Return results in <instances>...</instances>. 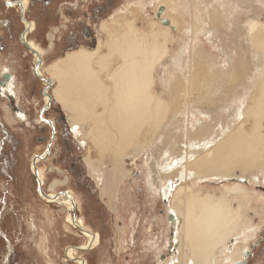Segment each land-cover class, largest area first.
<instances>
[{
	"label": "rangeland",
	"instance_id": "rangeland-1",
	"mask_svg": "<svg viewBox=\"0 0 264 264\" xmlns=\"http://www.w3.org/2000/svg\"><path fill=\"white\" fill-rule=\"evenodd\" d=\"M42 1L44 3V0H32V4L30 3L27 9L29 16L38 19L37 22L41 20L38 15L43 8ZM60 1H65L60 6V15H65L60 18V22L69 18L67 13L82 14L90 11L91 6L87 0L82 4H78L79 0H52V4L58 5ZM164 1L114 0L100 24L90 21L98 40L101 38V53L108 52L107 46L113 36L122 37L128 22L135 23L145 37L149 36L152 30L158 29L160 22L157 21L160 20L156 13L157 6L161 4L166 6L162 16L171 19L176 28H169L173 33L172 39L167 44L168 53L155 68L154 76L158 83L155 84L154 89H158L161 94H164L165 90L169 91L170 83L167 80L171 79L173 74L175 75L172 77L184 79L187 74L186 67L192 57H195L196 63L198 60L201 61L198 64L203 65L205 71L215 72L213 70L219 68L222 74L217 76V79L208 81L202 78L198 80L201 82L194 83L193 100L188 106L175 111L176 104H170L172 110H168L158 123L161 126V129L157 130L159 136L146 143L144 147L135 148L136 151L132 147L123 157L127 173L113 182L111 186L113 195L109 198L108 194L101 195L100 187L103 186L108 171L114 166V161L108 154L100 156L90 137L86 136L87 143L82 147L79 141L76 142L74 135L66 133L65 127L60 129V135L55 127L56 136L52 139L55 140L58 136L59 139L54 143L53 153L49 155L50 159L45 161L44 158L49 153L48 148L44 154L43 152L50 139L51 129L47 125H44V129H40L42 124L38 123L40 115L38 110L43 104L44 109L46 104L45 84L35 71V74L33 73V58L27 55V49L20 42L18 33L23 24L19 18V9L7 5L5 0H0V41L2 42H0V78L4 72L14 76L13 95H16L13 101L6 98L9 95L0 94L2 97H0V264H81L83 262V264H165L168 258L175 255V241L179 245L181 242L179 229L181 220L177 224L172 223L169 216L174 210L170 204L176 209H183L181 200L183 197L173 200L174 197L171 196L172 198L169 199L164 195L162 185L165 176L159 173V164H166L167 161H172L171 158L182 159L178 165L186 161L193 162L202 151L205 154L212 150L230 130L239 127L241 123L246 130H249V126L254 123V116L245 114V108L253 103L252 87L262 74L260 72L262 66L259 65L258 68L256 65L261 63L263 53L257 50L254 35L264 33V0H252V4L259 9L253 21L250 10L241 0ZM52 13L54 14L53 10ZM214 18L218 23L217 26L214 25L215 27L209 24ZM55 19L56 17L52 21L47 18L44 20L45 29L48 27L49 32L53 33L51 25L55 23ZM104 21H108L109 25L113 24L114 28L107 29V25L102 24ZM160 25L167 27L163 23ZM237 27L242 29V33L236 32ZM38 34L36 32L34 36L41 40L42 37ZM234 38L243 43V48L239 51L234 47ZM41 44L45 51H48L45 54L46 67L64 52V49L55 50L47 46L46 38ZM80 47L90 48L83 44ZM239 57L249 65V68L229 82L226 74H229V71L231 74L238 66ZM121 61V58L115 57L114 66L110 62L108 68L100 72L105 82L109 83V73L120 65ZM93 65L95 66L94 63ZM192 68V71H195V67ZM46 74L49 75L47 71ZM242 78H245L241 81L243 84L240 82L236 86L235 81ZM233 80H235L234 84H231ZM162 85L164 86L161 87ZM184 85L187 84L183 81ZM225 88H237L238 91L236 90L233 97L229 98L228 94L231 92H225ZM50 91L52 92V89ZM206 91L208 98L204 97L205 99L201 101L197 94ZM180 95L181 98L185 96L183 91ZM212 100L216 104L208 109L206 102ZM53 102V109L47 113V116L63 121L69 114H75V112H65L55 99L46 109L50 108ZM15 107L25 110L23 113L27 116L26 120L17 116L20 112L15 111ZM89 109V112H97L102 110L103 106L90 105ZM173 112L179 113L174 116ZM43 113L41 112L43 121L44 118L53 120L44 117ZM88 118H79L82 122L80 127L83 126L80 133L83 135L92 125V120ZM45 122L48 123L47 120ZM202 126H211V129L206 132V128ZM170 130L175 136H186L187 132L192 130V140L187 138L188 140H183L182 143L180 140L176 141L175 147H172L171 139L168 138ZM140 149L141 151L137 152ZM45 154L44 160L41 159L38 167L43 172V192L47 197L40 194L32 164L35 155ZM86 155L93 160L92 170L85 162ZM152 167L153 171L150 169ZM188 169L198 170L192 163ZM149 171L152 181L148 178ZM193 175H189L188 180L185 181L190 185L192 193L214 194L215 197L227 196L226 200L235 206L239 200L241 201L246 215L253 222L252 227L244 226L239 229L241 233L237 236V241L252 247L241 262L264 264V166L254 168L244 175H241V170L238 168L228 177L214 174ZM53 183L55 184L52 188ZM238 183L244 188L241 193L227 190L228 187ZM63 190L67 191L60 192ZM66 192L74 195V203L71 204ZM50 194L60 196L51 199L48 197ZM72 207L77 208V216L74 215ZM77 220L82 222L91 233L99 234L96 244H88L89 236L74 224ZM169 246H172L174 251L169 252ZM225 247L220 253L222 259L225 258L223 262L219 260L221 264H227L230 259L228 258L230 249ZM186 257L184 264H195L191 256ZM178 261L176 258L172 264H177ZM215 263L217 262H212Z\"/></svg>",
	"mask_w": 264,
	"mask_h": 264
},
{
	"label": "bare ground",
	"instance_id": "bare-ground-1",
	"mask_svg": "<svg viewBox=\"0 0 264 264\" xmlns=\"http://www.w3.org/2000/svg\"><path fill=\"white\" fill-rule=\"evenodd\" d=\"M166 1L167 0L164 2ZM241 1L243 3L245 2L247 5L251 12V14H248H250L251 20L253 21L254 16L257 17L258 15L257 12H259V9L252 4V0ZM21 4L25 14L28 2L27 0H22ZM159 6H161V4ZM162 17L165 18L164 16ZM24 19L27 21L28 26L22 33V40L33 47V54H35L34 58L35 61H37L34 70L45 84V107H48L53 99L61 102L63 108L66 109L69 106L76 105L75 114L66 115L72 127L74 138L84 147L87 143L86 136L90 137L97 153L102 157L108 154L114 161V166L108 171L105 182L102 184L103 186L100 187L101 195L106 196L108 194L109 198L113 195L111 188L113 182H116L127 173L124 167L123 157L132 147L134 151H136V149L144 147L146 143L153 141L159 136L160 133L157 130L159 128L161 129V126L158 123L168 113V110H172L170 104H176L175 111H179L181 107L188 106L193 100L192 89L194 83L201 82L198 80L202 78L208 81L213 80V78L217 79L216 77L222 74V70H218L219 68L214 69L213 71L215 72L205 71L204 68H202L204 66L198 64L199 62L201 63V61L198 60V63H196L197 61H194L195 57H192L190 58V64L186 67L187 74L184 79H180L181 77H172L175 75L173 74L171 75V79L167 80V82L170 83V87L168 86L170 92L165 90L166 93L164 91V94H161L158 89H154L155 84L158 83L154 76L155 68L161 62L162 57L168 53L167 44L172 39L173 33L170 32L169 28H176L171 19V23L167 25V27H161L160 23L162 22L157 21L160 22L158 29L152 30L151 34L146 37L141 34L140 29L135 26V23L128 22L125 25V32L122 37H112V41H110L107 46L108 52L100 53L102 45L100 38L96 48L93 50L80 47L78 50L69 52L63 61L56 59L51 66L47 65L46 67L42 62L44 53L48 51L42 49L34 40H31V38L29 39V32L36 26L34 21L27 20L25 17ZM102 24H106L107 29L109 27L114 28L113 24L109 25L108 21H104ZM209 24H211V26H217L218 23L214 18L210 20ZM239 25H241L240 22ZM241 30L242 29L237 27L236 32L242 33ZM252 35L254 34L252 33ZM53 37L54 35L50 32L49 38L51 40V48L53 47ZM224 39L226 40V38ZM234 42V47L237 51L243 48V43L237 40V38H234ZM254 44L257 50L263 53V57L261 63L256 65L258 68L259 65L262 66L260 71L262 74L255 80L252 87L251 97L253 103L247 105L245 108V114H252L255 118L252 126H249L250 129L246 130L244 124L241 123L239 127L236 126L237 128L232 131L230 130L223 140L220 139L222 141L212 150L205 152V154L202 151L201 155L194 159L193 162L186 161L178 165L182 159L171 158L172 161H167L166 164H159V173H161L163 177L165 176V181L163 180L164 182L162 185L164 195L169 199L171 196L174 197L173 200L183 197L181 200L184 205L183 209H176L170 204L174 210V212L171 213L173 214V219H171L172 223L177 224L181 220V226L179 228L181 231V242L179 245L175 241V255L168 258L165 264H172L176 258L179 260L177 264H184L187 255L192 257L191 259L195 264H212V262L221 264L225 259H222L220 255L224 246L230 249V255L228 256L230 259H228L227 264H239L249 254L247 252L252 250L251 245H243L237 241V236L241 233L239 230L240 227L253 226V222L246 215L244 205L241 204V201L239 200L235 206L233 203H230L229 200H226L225 197L227 196L215 197L213 196L214 194L201 195L199 192L192 193L190 185L185 181L188 180L191 174H205L207 176L214 174L228 177V175L234 174L237 168L241 170V175H244V173L254 168L264 166V131H262L264 128V33L261 32L260 34L254 35ZM254 44L252 46H254ZM40 57L41 59H39ZM115 57L121 58L122 61L120 65L114 67L109 73V83H107L101 77L100 72L107 69L110 62L114 66ZM206 59H208L207 55ZM238 62L240 63L236 68L231 66L234 68L233 71L231 70V74L229 70V74H226V77L229 78V82H231L230 80L232 79H236L243 70L249 68V65L243 62L241 57L238 58ZM193 66L196 72L192 71ZM46 71L49 75L46 74ZM179 75L177 74V76ZM242 79L237 81L233 80L231 84H234L235 81L237 86V84L244 81L245 78ZM183 81L187 85L183 86ZM163 86L164 85L161 87ZM233 87H235V85ZM202 88L203 87H201V90ZM50 89H52V92ZM14 90V76H12L11 81L5 86H2L0 94L7 96L8 94H14ZM236 90L237 88H225L224 91L231 92L230 94L227 93L230 98V96L233 97ZM182 91L185 94L184 98H181L182 95H180ZM212 92L213 91L210 93L212 94ZM206 94L207 91L203 93L199 92L197 95L202 101V99L206 97ZM167 98L169 100H167ZM99 104H102V110L89 112L90 105L95 107ZM214 104L216 103H214L213 100L207 101L206 107L209 109V107H212ZM17 112H20L17 113L19 118H22V120L27 119V116L23 113L25 111L19 110ZM178 113L179 112H173V114H175L174 116ZM84 117H89L88 119L92 120V125L83 135L80 133L83 126L80 127L82 122L79 118ZM211 126L202 127H205L206 132H209ZM191 131L192 130L188 131L186 136H175L172 130H170V132H168V138L171 139V146L175 147L176 141L178 142L179 140L181 143L183 140L187 141V138H191L192 140L193 135ZM197 131L201 132V130ZM53 136L55 137L56 133L53 134ZM139 151H141V149L137 152ZM46 154L35 155L32 159L33 170L37 177V182H39L40 194L43 196H45L43 192L44 176L38 164ZM169 157H171V155ZM85 162L88 164L90 170H92L93 160L90 156L87 157L86 155ZM191 163L198 170L194 171V169H188ZM153 167L150 168L152 171L154 170ZM150 171L148 178L149 181H152ZM157 172L155 174H157ZM205 175H203V177ZM95 178L97 184L100 186V182L96 175ZM178 182L180 183L178 184ZM54 184L55 183L51 185L52 188ZM227 190L232 193H241L244 191V188L238 183L228 187ZM68 195L70 197V202L72 200L74 203V195L72 193ZM48 197L54 199L56 196L50 195ZM74 224L84 229L83 232L89 236V245L98 242L99 234L91 233L79 220L75 221ZM173 235H175V232ZM85 248H87V246H85ZM171 251H174V249ZM219 260L222 262H219ZM242 263L243 262L240 264Z\"/></svg>",
	"mask_w": 264,
	"mask_h": 264
},
{
	"label": "flooded vegetation",
	"instance_id": "flooded-vegetation-1",
	"mask_svg": "<svg viewBox=\"0 0 264 264\" xmlns=\"http://www.w3.org/2000/svg\"><path fill=\"white\" fill-rule=\"evenodd\" d=\"M21 1L22 0H5L7 5H9L11 7H16L20 11V14H19L20 17L19 18H20V21L23 24V26H22L21 30L19 31L18 35H19V38H20V42L27 49V52H28L27 55H30L33 58V61H34L33 62L34 63L33 64V73H34V71H35L34 68H35V66L37 64V61H35V58H34L35 54H33L34 53L33 47H31L29 45V43L27 44L26 41L23 42V40H22V33L24 32V30L28 26V23L24 19V17L27 20L34 21L36 27L32 31L29 32L30 36H29V34H28V36H29V39L31 38V40H34V42L37 43L42 49H44V46L41 44V42H44L45 38L48 41V45L47 46L50 47V45H51L50 44L51 40L49 38V33L50 32L48 30V27L45 29V25H44L45 21L44 20L47 18L50 21H52L54 17H56L55 23L53 25H51L53 27L52 28V31H53L52 34L54 35V37L52 39L53 40V42H52L53 43V48L52 49H55V50L56 49H60V50L64 49V52H65L67 50L76 49V48L80 47L82 44L86 45V46H88V47H90L92 49V48H95V46L97 44L98 36H97V34L95 32V29H94L93 25L90 23V21L92 20L94 22V24H97V25L100 24L101 20H103L102 18L105 17L104 14L108 11V9H110V6L113 5V1L114 0H102V1H99V0H87L89 6H91L89 12H84L82 14H79V13H76V14L67 13L69 18H66L65 21L63 20V22H60V18L62 16L64 17L65 15L64 14L60 15V11H61L60 10V6L62 5V2L65 3V1H62V2L60 1V2L57 3L58 5H55V6H54V4H52L53 3L52 0H44V3L42 1L43 8H42V10H40L39 15H38L39 20L40 19L42 20V21L40 20V22H37L38 19L36 20L35 17L34 18L32 17V19H31V17L27 13L28 12V10H27L28 7L26 9V13L24 14V10L22 8ZM31 1L32 0H27L28 6H29L30 3L32 4ZM83 1L84 0H79L78 4H80V3L82 4ZM52 10L54 11V14L52 13ZM66 31H67V36H65L66 35ZM36 32L39 33L38 36L41 35V37H42L41 40L36 39V37L34 36V34ZM45 54L46 53H44L43 62H42V64H44V65H46V58H45L46 56H45ZM11 79H12V75L9 72H4L2 77L0 78V89L2 88L1 86H5L7 83H9L11 81ZM3 83H5V85H3ZM8 95L10 97L8 96L6 98H10L13 101H14V99H16V95H13V94H8ZM53 104H54V102L52 103V106L50 108H48V109H46L47 107H44V109H46L45 111H43L44 110L43 109V105L44 104H43L41 106V108L38 110V112H40L39 122L38 123L42 124L39 128L40 129H44L45 128L44 125H47L51 129L50 139H49L48 143H46V146H45V149H44V152H43V154H44L45 151H46V148H48L49 153L47 154L48 157L46 156L47 158L46 157L44 158L45 161L47 159L48 160L50 159L49 155L53 153L54 143H56V140L59 139V136L55 140L52 139L54 131H55V127H56V132L57 133L59 132V135H60V132H61L60 129H62V127L63 128L65 127L66 133L68 132V134L70 133L71 136H73L72 127H71V125H70V123H69L67 118H65L63 121H59L55 117L47 116V113L50 112L53 109ZM14 110L15 111H17V110L19 111V110H23V109H20L19 107H15ZM23 111H25V110H23ZM41 112H44L42 114V115H44V117L51 118L55 122L53 120H48L46 118H44V120L45 121L47 120L48 123L43 121V119H41ZM74 139L76 140V138H74ZM76 142H78V141L76 140ZM54 150H56V148ZM57 170L59 172L61 171L60 169H57ZM37 183H39V182H37ZM65 191H67V190H63V191H60V192H65ZM62 194H64V193H62ZM67 194H69V192ZM50 195L57 196L59 194H50ZM50 195H48V196H50ZM71 203H72V200H71ZM76 207H77V204H76ZM76 207H74V209H72V211L75 210L74 211V215L75 216H77L76 215V211H77ZM169 218H170V216H169ZM172 249H173V247L169 246V248H168L169 252H171Z\"/></svg>",
	"mask_w": 264,
	"mask_h": 264
},
{
	"label": "crops",
	"instance_id": "crops-1",
	"mask_svg": "<svg viewBox=\"0 0 264 264\" xmlns=\"http://www.w3.org/2000/svg\"><path fill=\"white\" fill-rule=\"evenodd\" d=\"M79 48H80V47H79ZM79 48L65 51V52L62 53L60 56L56 57V58L54 59V61H53L51 64H48V66H51V65L56 61V59H60L61 61H63V60L67 57V54H68L69 52H73V51H75V50H78ZM88 49H89V48H88ZM89 50H93V49H89ZM100 53H101V51H100ZM94 67H95V66H94ZM50 75H51V74H50ZM58 103H59L61 109H63L65 112H76V111H75V109H76V105H75V106H69V107L66 109V108H63V105L61 104V102L58 101Z\"/></svg>",
	"mask_w": 264,
	"mask_h": 264
},
{
	"label": "water",
	"instance_id": "water-1",
	"mask_svg": "<svg viewBox=\"0 0 264 264\" xmlns=\"http://www.w3.org/2000/svg\"><path fill=\"white\" fill-rule=\"evenodd\" d=\"M166 9V6L165 5H161L157 8V13H156V16L157 18L165 25H169L171 22H170V19L168 18H162V12H164V10ZM41 59V57L39 58ZM45 196H47L46 194H44ZM74 209V208H73ZM75 211V210H74ZM170 219H173V214L170 215ZM80 230H84L83 228ZM83 262V261H82Z\"/></svg>",
	"mask_w": 264,
	"mask_h": 264
}]
</instances>
